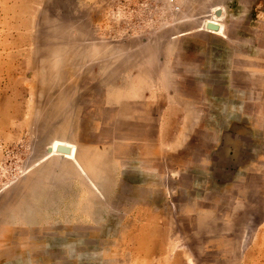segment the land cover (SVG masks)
Segmentation results:
<instances>
[{
	"label": "rangeland",
	"instance_id": "rangeland-1",
	"mask_svg": "<svg viewBox=\"0 0 264 264\" xmlns=\"http://www.w3.org/2000/svg\"><path fill=\"white\" fill-rule=\"evenodd\" d=\"M0 264H264V0H0Z\"/></svg>",
	"mask_w": 264,
	"mask_h": 264
},
{
	"label": "bare ground",
	"instance_id": "bare-ground-1",
	"mask_svg": "<svg viewBox=\"0 0 264 264\" xmlns=\"http://www.w3.org/2000/svg\"><path fill=\"white\" fill-rule=\"evenodd\" d=\"M213 11V10H212ZM207 23H209V21L207 22ZM213 23V22H212ZM210 29V28H209ZM221 31V30H220ZM214 33V32H213ZM218 33V32H217ZM54 145L52 146V149L55 151V153H56V155H59V156H62L63 158H65V159H73L74 158V156H75V148H74V146H69L68 144H65V143H62V142H54L53 143ZM58 146H63V147H67V148H69V151L70 152H68V153H65V154H61V153H57L56 152V149H57V147ZM52 150V151H53ZM54 151H53V153H54ZM61 157V158H62Z\"/></svg>",
	"mask_w": 264,
	"mask_h": 264
},
{
	"label": "water",
	"instance_id": "water-1",
	"mask_svg": "<svg viewBox=\"0 0 264 264\" xmlns=\"http://www.w3.org/2000/svg\"><path fill=\"white\" fill-rule=\"evenodd\" d=\"M57 151H58V152H61V153H67V152H69V149H68V148H65V147H61V146H59V147L57 148Z\"/></svg>",
	"mask_w": 264,
	"mask_h": 264
}]
</instances>
